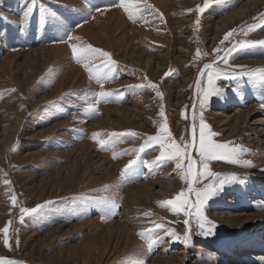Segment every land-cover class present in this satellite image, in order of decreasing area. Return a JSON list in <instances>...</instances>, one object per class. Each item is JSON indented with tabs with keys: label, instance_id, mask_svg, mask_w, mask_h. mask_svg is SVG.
<instances>
[{
	"label": "rangeland",
	"instance_id": "rangeland-1",
	"mask_svg": "<svg viewBox=\"0 0 264 264\" xmlns=\"http://www.w3.org/2000/svg\"><path fill=\"white\" fill-rule=\"evenodd\" d=\"M246 1L215 0L201 13L196 9L205 0H139L142 11L133 22L119 0H36L32 16L21 23L31 0H0V230L9 228L7 247L0 231V257L25 264H264V83L258 80L264 70V44L258 43L264 41V6L222 30L214 43L210 39L218 20ZM112 10L117 18L107 24ZM72 44L106 51L115 64L97 68L108 58L94 59L90 76L73 57ZM181 47L190 50L185 54ZM132 48H138L137 61L165 54L163 70L154 76V69L123 62ZM206 64L222 74L216 81L222 92L201 107ZM77 72L80 78L74 81ZM101 91L108 95L101 97ZM115 108H126L131 118L118 117ZM239 113L241 130L227 137ZM193 117L197 136L202 117L218 134L215 141L247 149L238 164L209 161L210 171L222 175L192 185L200 190L227 181L201 208L212 222L204 229L192 208L196 195L188 193L175 162L158 160L155 143L139 151L165 118L174 140L190 141ZM107 119L117 126L106 125ZM96 120L100 125L94 127ZM82 143L93 149H78ZM99 156L109 162L99 165ZM131 160L136 163L122 177ZM244 161L253 166H242ZM158 181L176 188L150 203L138 199L139 191L126 199L134 186L158 193ZM181 190L189 200V216L163 204ZM37 205L46 206L31 215L21 212ZM110 223L121 226V234L109 235L105 226ZM58 226L59 233H48ZM186 232L187 244L182 242ZM180 250L184 254L176 253Z\"/></svg>",
	"mask_w": 264,
	"mask_h": 264
},
{
	"label": "snow or ice",
	"instance_id": "snow-or-ice-1",
	"mask_svg": "<svg viewBox=\"0 0 264 264\" xmlns=\"http://www.w3.org/2000/svg\"><path fill=\"white\" fill-rule=\"evenodd\" d=\"M138 2L139 0H119L118 6L123 9V11L128 15V18L133 20V22H135V17L137 16V14L142 11V9H140L138 6ZM211 2H215V0H205L203 6H197L196 10L202 13L205 9L210 6ZM35 5L36 0H31V3L25 6V9L22 12L21 23H24L29 20V18L33 14ZM95 10L99 11L100 9L96 8ZM40 14L41 18H43L44 9L42 7L40 9ZM196 23L199 24V19H197ZM231 35V32L225 34L224 40H228L229 36ZM67 38L69 40L73 39L71 35H68ZM221 43H223V41H221ZM258 43L264 44V41H260ZM241 46L245 45L242 44ZM71 50L73 57L76 59V61L84 63V67L89 72L90 76L93 75L94 68L89 67V62L94 59H97L99 57L108 58V63L95 66L97 68L108 67L109 63L115 64V62L111 60L110 53L98 48H94L91 45L78 47L77 45L72 44ZM215 51L219 52V49H216ZM196 55H200L199 50H197ZM204 68L205 70L209 71H207V88L201 89V91L203 92V99L200 101L201 107H203V105L208 101L209 97L213 95H218L222 92V89L219 88L216 84V81L221 78L222 74L219 71L213 69V66L211 64H206ZM96 78L98 80L101 79L98 73ZM258 80L261 83H264V70H259ZM197 83L199 86V81ZM149 86L152 88H156L155 84H150ZM140 87H143V85H141ZM99 95L101 97H105L108 94L101 91ZM157 95L161 96L162 94L157 92ZM159 115L161 117H165L163 108H161ZM130 134L132 136L137 135L135 132H132ZM216 135L218 134L213 132L210 126L204 123L201 117L197 136L195 117H193L192 139L190 141H186L184 137H181V141L177 142L173 139L165 118V122L160 125L159 132L156 135L148 136L145 140V144L139 149L140 152H143L145 146L150 147L153 143L158 144L160 149V156L157 159L175 162L176 169L180 170L181 172V179L188 183V193L194 192L196 195V201L194 204H192V208L195 209L196 215L200 219L199 226L201 229L205 228V223H212L211 221H208L207 218L201 212L202 206L210 198L216 195L217 191L220 190L227 181L226 179H220L219 185H205L204 188L200 190L195 189L194 187H192V185L200 182L203 178H207L209 176L220 177L222 175L210 171L209 161H228L233 164H238L240 163L239 156L242 154V152L247 151V149H244L242 146L230 147L231 142L220 143L215 141L213 137ZM193 152H195L196 154L195 157L193 156ZM135 163L136 160L129 161L128 165H126L124 170H122V177L127 175V173L131 171L132 166ZM242 166L251 167L253 165L251 161H244ZM232 178H234V174H232ZM5 183L7 184L10 182L5 181ZM11 200L13 204L16 203V197L14 195L11 197ZM101 202L107 203V198H103ZM163 204L170 206L171 211L175 214H180L182 212L185 216L190 215V211L188 209L189 200L187 198V194L183 190H181L173 199L164 201ZM45 206L46 205H37L35 208L32 209L22 208L21 212L25 215H31L38 213ZM21 220H23V216L21 217ZM8 223L10 224L11 221H9ZM188 223V220L184 221L185 225H188ZM157 227L162 228L163 225H157ZM0 231L4 233L5 246H9L8 226H5ZM210 231L211 229H208L207 231H204L201 234L207 235ZM168 234L177 239H180V237H178L175 231L172 229H168ZM141 235L143 234L141 233ZM189 241L190 233L186 232L182 238V242L187 244L189 243ZM0 264H23V262L0 257Z\"/></svg>",
	"mask_w": 264,
	"mask_h": 264
},
{
	"label": "bare ground",
	"instance_id": "bare-ground-1",
	"mask_svg": "<svg viewBox=\"0 0 264 264\" xmlns=\"http://www.w3.org/2000/svg\"><path fill=\"white\" fill-rule=\"evenodd\" d=\"M169 3H172V2H169ZM169 3H168V5H170ZM175 6L176 7H184V5H181V4H175ZM262 6H264V0H247L245 3H243L237 9H235L232 12H230L228 15L220 18L218 20V22L216 23L215 27H214V29H215L214 35L210 38L212 40V42L214 43V41H216L218 39V37L221 35L220 32L221 33L223 32L222 30L229 29L230 25H232L233 23H235V21L242 19V17H246L247 14L250 13V11H253L256 8H258V7L260 8ZM115 13H117V10H112L109 14H107V15H109V17L106 19L107 24H108V21H110L112 17H116L117 18V16H115ZM182 21H187V20H182ZM85 28L88 29V27H85ZM132 29H135V28H132ZM83 32H84V30H83ZM180 38L181 39H183V38L186 39L187 36L186 35H180ZM137 50H138V48H132V50L125 52L124 53V56H123V59H121V60L123 62L129 63L131 65H135L136 64L139 67H143L145 69V71H147V72L148 71L150 72V70L154 69L153 72L156 73L154 76L158 75L159 71L163 70L162 67H161V63L160 62L162 60L163 55H165V54L158 52L156 55H154V57L149 55L146 59L144 58L145 59L144 61H137V53H138ZM179 50L182 53L187 54L190 49H187L186 47H183V48L181 47ZM166 55H167V53H166ZM138 59H140V58H138ZM142 59H143V57H142ZM79 78H80V74L77 72L75 74V76H74V81H77ZM185 81H188V79H186ZM170 89H171V87L169 86L168 87V90L170 91ZM53 92H55V91H53ZM179 96L180 95H178V97ZM43 98H45V97H42V99ZM113 113L116 114L118 117L123 116V117H126V118H131L130 116H132L131 114H129L127 112L126 108H115V109H113ZM242 115H243L242 113L237 114V117H236L237 120L235 121L233 127L231 129H229V132H228L227 137L234 136L236 133L237 134L239 133V131L241 130V129H239V122L241 120V116ZM113 120H116V118L113 119ZM113 120H108L107 119L106 120V125H110V126H112V127L115 128L117 125L115 124V122ZM94 123L96 124V125H94V127H97L98 125H100L99 124V120L94 121L93 124ZM256 124H259V123H255V125ZM59 125L60 124H55L53 126H59ZM230 138H232V137H230ZM247 141H249V140H247ZM88 148L93 149L92 146L87 145V143H82L78 147V149H82V151H85ZM98 159L101 161L100 164H99L101 166H103L106 162H109L103 156H99ZM110 169H111V165H110V167L107 168L106 175L108 174V172H109ZM58 170H59V168H56L55 169V171H58ZM154 185L159 186L160 190L158 191V193H154L153 194L152 193V189L149 188V186H146V185L144 187H142V186H134V187H131L129 189V191L126 193V199L128 200V198H130L132 195H134L135 191H139L138 199L143 200L146 203H150L151 202L150 201L151 198L153 199V197H162V196H164L166 194L167 191L175 190V188H176L175 187L176 185L174 183L168 182V181L167 182L166 181H158V182L154 183ZM41 200H43V198L37 199L36 202H41ZM83 225L84 224L82 223V224H71V225H68V226L70 227L69 229H71L72 231H74V230H76L78 228H81ZM105 227L107 228L106 229V232L109 235H114L113 232H116V233L121 234L120 231L123 229L119 225H116L115 226L114 223L107 224ZM61 230H62V226H58V227H55V228L50 229V231H48V233L49 234H51V233H59ZM125 232H127V231L125 230ZM114 237H115V235H114ZM38 249H40V248H38ZM176 253L182 254L183 251L181 252V250H180V251H178ZM28 255H30V254H28ZM59 256H62V254H60ZM23 264H25V263H23Z\"/></svg>",
	"mask_w": 264,
	"mask_h": 264
}]
</instances>
